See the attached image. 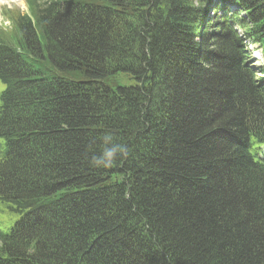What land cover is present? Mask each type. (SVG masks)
I'll return each mask as SVG.
<instances>
[{
  "label": "trees",
  "instance_id": "1",
  "mask_svg": "<svg viewBox=\"0 0 264 264\" xmlns=\"http://www.w3.org/2000/svg\"><path fill=\"white\" fill-rule=\"evenodd\" d=\"M95 1L98 6L70 5L59 12L50 27L57 44L49 47L51 63L95 81L125 64L140 67L148 57L161 85L110 112L134 108L133 125L126 117L119 124L122 132L136 134L141 121L142 127L154 125L139 118L137 106L146 111V104L158 102L160 108L163 101L157 116L164 126L153 156L160 162L147 168L142 159L133 160L121 172L130 181L121 177L120 187L66 196L40 227L39 259L28 264H264V164L251 155L258 140L264 141V81L252 82L238 49L219 36L213 44L216 64L197 52L198 17L180 33L185 18L194 16L183 0H172L169 18L167 10L145 13L152 0ZM245 1L251 18L264 26V0ZM4 16L22 22L18 11L5 10ZM13 37L0 33V80L7 85L19 70L16 60L6 58ZM250 43L243 34L241 44ZM36 79L24 85L7 127L29 126L39 136L23 150L27 156L9 172L6 187L18 195L46 180L60 184L58 190L93 184L102 169L89 160L103 131L92 133L91 124L100 112L88 96H72L79 86ZM139 171L135 188L132 178ZM144 220L150 223L146 236Z\"/></svg>",
  "mask_w": 264,
  "mask_h": 264
},
{
  "label": "rangeland",
  "instance_id": "2",
  "mask_svg": "<svg viewBox=\"0 0 264 264\" xmlns=\"http://www.w3.org/2000/svg\"><path fill=\"white\" fill-rule=\"evenodd\" d=\"M21 3H23V0H20ZM210 51H213L214 54H218L217 53V50H216V47H211ZM258 54H256L257 56ZM253 60V59H252ZM257 62V61H256ZM255 64H258L255 63ZM261 64H264V62H262ZM184 72L186 73V71L184 70ZM124 75H125V72L119 70V71H114V73H111L110 77L112 78V80L106 84H104L103 87H87L85 88L84 90H78L76 91L75 94H73V96H79L80 94H82V96L84 97H87L88 96V100L89 102L93 105V109L96 113H99L100 112V115L96 114L94 115V122L91 124V128H92V133L94 132V128L96 130H99V131H103V133L101 132V134H99V137H98V140L100 142V137L103 136L104 133H112L114 131H120L121 132V125L119 124L120 120L122 118L126 116H131V118H133L132 116V113L131 111L128 113V114H125V112H121V109H116L114 112H110V108H113L115 106H117L118 104V100H117V97H118V91H119V88H121V86H119V83H118V80L119 78L120 79H123L124 78ZM114 76H116V78H113ZM119 77V78H117ZM110 78V79H111ZM183 76H181L179 74V77L178 79L179 80H182ZM185 79V78H184ZM177 80V81H179ZM176 82V81H175ZM96 84H99V83H96ZM128 85L132 84L131 82H127ZM78 94V95H76ZM175 97V96H174ZM176 98V97H175ZM174 98V99H175ZM133 102V101H132ZM157 108L158 109V105L156 104L155 106H152V109L153 110L154 108ZM150 110V111H151ZM98 111V112H97ZM112 115V116H111ZM109 116H111L113 118V122H109ZM222 115H219V116H216L217 119H220ZM96 120V121H95ZM111 125H115V127H112ZM90 128V127H89ZM112 130V131H110ZM154 133V132H153ZM130 134V133H129ZM148 135L147 134H141L138 138L139 140V144H137V146L139 147H143L144 145L148 144L150 145L151 147H153V151H156V147L157 145H159V142H156L154 141V143L152 142V138H149V136L147 137ZM116 138V137H115ZM118 142L121 143L120 140H117ZM160 141V140H159ZM125 145L127 146V148L129 149V155L127 158L129 159H121L118 161V164L120 166V168L123 170V171H127L129 170V166L130 164L133 162H136L137 163V160H138V157L137 155L133 152V147L126 144ZM140 149V148H138ZM160 151V150H159ZM153 152H150V154H152ZM136 160V161H135ZM156 160V158H155ZM155 162V161H154ZM153 162V163H154ZM160 162V158H159V161L155 162V163H159ZM116 167V164L112 167V168H115ZM147 168H152V167H149V165L147 166ZM147 168H144V171L147 170V171H151V169H147ZM141 171H139L138 173H136V177L133 179L132 178V183H133V186L135 187L136 186V180L137 179V176L138 174H140ZM144 178L142 177V180ZM139 180V179H138ZM83 183V182H81ZM144 186V185H142ZM141 186V187H142ZM72 189H76L78 191H84L88 188V185L87 184H81V186H79L77 188V186L75 185H71L70 186ZM136 188V187H135ZM134 188V189H135ZM116 193L118 191L114 190ZM80 192V193H81ZM119 194V192L117 193ZM112 195H114V193H112ZM114 206L116 208H119V205H121L120 202H115L116 200H114ZM144 223L146 225L147 228H150V223H148L147 220H144L142 222H140V225ZM163 248V247H162ZM154 249L158 252V249H156L154 247Z\"/></svg>",
  "mask_w": 264,
  "mask_h": 264
},
{
  "label": "clouds",
  "instance_id": "3",
  "mask_svg": "<svg viewBox=\"0 0 264 264\" xmlns=\"http://www.w3.org/2000/svg\"><path fill=\"white\" fill-rule=\"evenodd\" d=\"M128 155L127 146L118 142L113 134L108 132L100 137L99 150L92 152L89 164L96 169H110L118 160L126 159Z\"/></svg>",
  "mask_w": 264,
  "mask_h": 264
}]
</instances>
